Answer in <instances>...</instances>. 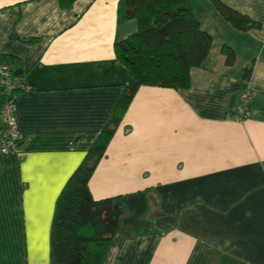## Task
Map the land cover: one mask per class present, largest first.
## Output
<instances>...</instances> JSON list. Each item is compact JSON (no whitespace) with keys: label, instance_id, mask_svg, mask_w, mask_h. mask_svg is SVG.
I'll use <instances>...</instances> for the list:
<instances>
[{"label":"crops","instance_id":"obj_1","mask_svg":"<svg viewBox=\"0 0 264 264\" xmlns=\"http://www.w3.org/2000/svg\"><path fill=\"white\" fill-rule=\"evenodd\" d=\"M188 1L214 38L207 59L187 89L140 87L89 183L125 207L102 264H264V0H221L259 24L248 30ZM119 2L0 0V62L25 86L8 153L0 93V264H51L58 199L130 81L116 44L138 24L118 21Z\"/></svg>","mask_w":264,"mask_h":264},{"label":"trees","instance_id":"obj_2","mask_svg":"<svg viewBox=\"0 0 264 264\" xmlns=\"http://www.w3.org/2000/svg\"><path fill=\"white\" fill-rule=\"evenodd\" d=\"M59 1L69 8L74 0ZM210 1L238 29L259 27L221 0ZM132 20L137 22L138 31L116 44L118 57L130 71V81L110 122L58 199L51 232V264H102L125 207L121 196L93 197L89 183L98 164L140 87L189 88L191 68L203 65L213 45V36L201 27L188 0H120L118 21ZM223 52L226 64L233 65L235 51L225 46ZM8 65L14 76L20 77L19 69ZM251 73L252 68H246L243 78L249 80Z\"/></svg>","mask_w":264,"mask_h":264},{"label":"built area","instance_id":"obj_3","mask_svg":"<svg viewBox=\"0 0 264 264\" xmlns=\"http://www.w3.org/2000/svg\"><path fill=\"white\" fill-rule=\"evenodd\" d=\"M25 89L20 77L14 76L11 67L6 63H0V93L7 98L2 110V120L7 126L5 132L4 153H8L9 149H17L22 137L18 129V121L16 116V107L14 104V94L16 90ZM254 100V94L246 91L241 97V104L237 107V118L248 119L252 117L250 111Z\"/></svg>","mask_w":264,"mask_h":264},{"label":"rangeland","instance_id":"obj_4","mask_svg":"<svg viewBox=\"0 0 264 264\" xmlns=\"http://www.w3.org/2000/svg\"><path fill=\"white\" fill-rule=\"evenodd\" d=\"M191 2H192L194 5H196L195 7H197V6H200V7H201V5H202V4H200V3H202L201 0H191ZM201 8H202V7H201Z\"/></svg>","mask_w":264,"mask_h":264}]
</instances>
